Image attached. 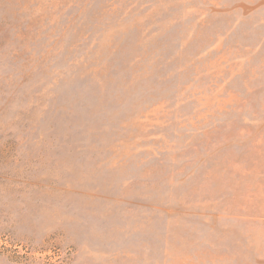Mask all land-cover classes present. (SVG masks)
<instances>
[{"label":"rangeland","instance_id":"374dc122","mask_svg":"<svg viewBox=\"0 0 264 264\" xmlns=\"http://www.w3.org/2000/svg\"><path fill=\"white\" fill-rule=\"evenodd\" d=\"M0 264H264V0H0Z\"/></svg>","mask_w":264,"mask_h":264}]
</instances>
